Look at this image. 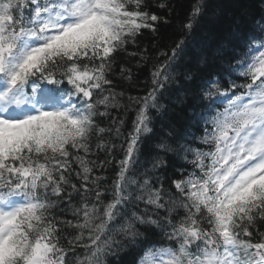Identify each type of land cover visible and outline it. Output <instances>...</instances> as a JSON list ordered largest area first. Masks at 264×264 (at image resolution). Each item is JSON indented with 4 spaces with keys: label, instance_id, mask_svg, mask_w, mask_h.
Returning <instances> with one entry per match:
<instances>
[{
    "label": "snow or ice",
    "instance_id": "1",
    "mask_svg": "<svg viewBox=\"0 0 264 264\" xmlns=\"http://www.w3.org/2000/svg\"><path fill=\"white\" fill-rule=\"evenodd\" d=\"M148 7L146 0H0V264H109L131 248L142 253L136 264H264V23L228 50V86L212 80L197 93L193 118L208 150L179 146L193 151L194 171L172 181L175 193L135 170L151 111H165L159 89L175 78L203 0L171 54H158L153 87L129 97L139 106L123 156L101 162L115 163L111 185L102 190L93 174V142L112 155L117 146L105 136L123 135L122 119L100 122L124 95L111 88L117 54L143 29L155 33L168 22ZM248 7L239 4L240 17ZM217 53L223 58V45ZM120 74L132 78L123 66ZM178 135L169 122L166 136ZM158 147L177 150L167 139ZM163 163L157 157L152 168ZM65 197L72 219L56 211L63 213Z\"/></svg>",
    "mask_w": 264,
    "mask_h": 264
},
{
    "label": "trees",
    "instance_id": "2",
    "mask_svg": "<svg viewBox=\"0 0 264 264\" xmlns=\"http://www.w3.org/2000/svg\"><path fill=\"white\" fill-rule=\"evenodd\" d=\"M196 2L197 0H146L149 12L165 18L168 22L160 21L155 33L150 29H143L134 44H129L126 51L117 54L115 72L110 77L113 81L111 88L116 93L122 92L124 95L119 98L120 106L110 109V116L100 118V122L102 127L107 128L113 126L112 118H117V123L122 119L123 135L119 138L105 136L106 140L114 142L117 146L112 155L105 151L97 152L93 142V154L89 156V159L96 161L93 174L101 178L102 190L111 185L116 166L115 163L101 166V162L122 158L123 152L120 146L122 144L124 147L127 146L124 141L132 130V122L139 106L132 103L129 97H144L153 87L151 84L153 66L163 63L164 60L158 54L166 51L170 55L171 48L185 35L183 25L187 23L192 6ZM203 2L204 11L187 36V43L173 65L175 78L164 82L163 87L159 89V103L164 105V114L160 116L155 110L151 111L152 131L142 138L138 152L140 163L136 167L135 175L142 179L147 170L148 175L156 182V187H160L162 183L165 190L171 193L176 192L172 184L173 180L182 179L194 171L191 163L194 159L193 151L185 152L184 148L179 146L183 145L192 150H208L207 146L198 139L203 134V125L197 126L193 118V112L199 110L197 93L202 95L203 90L211 86L208 82L212 80H217L221 88L228 86L229 77L225 72L227 60L230 58L227 54L228 50L239 47L248 34L258 35L256 22L264 23V5H261L260 0H203ZM241 2L249 6V15L244 17H240ZM160 4L166 6L161 8ZM237 19L240 21L239 26L236 23ZM221 45L225 48L223 58L217 53ZM202 58L206 60L202 62ZM121 66L130 70L132 77L130 80L121 77ZM186 73L192 75L191 80L185 79ZM62 87L65 90L71 88L66 82ZM75 99L73 97L74 101ZM169 122L175 126L180 135L166 136ZM165 139L177 150L161 151L158 145ZM157 157L164 163L159 168L153 169L152 163ZM78 200L79 197H75L73 203ZM143 207L144 205L141 204V210ZM61 208L64 209L63 213L57 209V214L62 218L72 219L67 197ZM183 214L181 209L179 215ZM260 231H264V226L260 227ZM162 244L167 246L166 242ZM141 254L140 249L131 248L116 256H109L108 261L109 264H136Z\"/></svg>",
    "mask_w": 264,
    "mask_h": 264
}]
</instances>
